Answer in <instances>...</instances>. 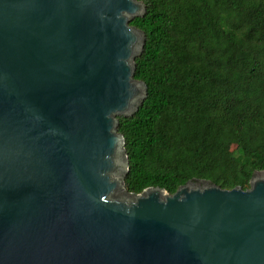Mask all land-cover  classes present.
Instances as JSON below:
<instances>
[{
	"label": "water",
	"instance_id": "water-1",
	"mask_svg": "<svg viewBox=\"0 0 264 264\" xmlns=\"http://www.w3.org/2000/svg\"><path fill=\"white\" fill-rule=\"evenodd\" d=\"M138 0H0V264H264L249 187L125 189ZM201 183V185H200Z\"/></svg>",
	"mask_w": 264,
	"mask_h": 264
},
{
	"label": "trees",
	"instance_id": "trees-1",
	"mask_svg": "<svg viewBox=\"0 0 264 264\" xmlns=\"http://www.w3.org/2000/svg\"><path fill=\"white\" fill-rule=\"evenodd\" d=\"M145 41L133 78L146 95L117 115L125 189L188 180L249 187L264 170V0H138Z\"/></svg>",
	"mask_w": 264,
	"mask_h": 264
},
{
	"label": "rangeland",
	"instance_id": "rangeland-1",
	"mask_svg": "<svg viewBox=\"0 0 264 264\" xmlns=\"http://www.w3.org/2000/svg\"><path fill=\"white\" fill-rule=\"evenodd\" d=\"M200 185H201V183H200Z\"/></svg>",
	"mask_w": 264,
	"mask_h": 264
}]
</instances>
